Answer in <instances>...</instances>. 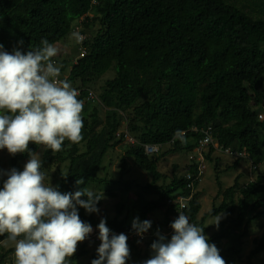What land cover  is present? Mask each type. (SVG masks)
<instances>
[{"label": "trees", "instance_id": "obj_1", "mask_svg": "<svg viewBox=\"0 0 264 264\" xmlns=\"http://www.w3.org/2000/svg\"><path fill=\"white\" fill-rule=\"evenodd\" d=\"M81 19L80 26L90 29L95 23L97 29L78 46L86 54L77 56L75 63L62 62L61 74L68 68L62 79L82 91L78 99L84 104L83 139L77 144L65 140L59 152L40 151L41 170L53 176L61 193L77 191L75 181L80 178L85 181L80 187L104 185L98 213L78 209L80 219L93 229L105 219L110 232L129 235L138 217L151 221L147 232L167 234L178 208L169 206L168 200L189 198L183 213L190 223L205 227L209 243L216 245L226 264H253L264 253V233L253 241L245 260L243 239L252 222L264 221L262 176L244 186L237 176L227 188L217 181L221 203L200 219L198 195L186 188L184 174L178 177L174 172L167 185L157 184L166 179L158 169L160 159L191 154L208 127L221 148L245 152L255 166L264 161V123L258 119L264 113V95L259 91L264 82V0H0V45L8 52H27L45 39L56 45ZM109 70L114 76L98 88L97 101H87V90ZM122 130L137 144L122 141ZM178 130L183 139L175 137ZM122 144L121 173L126 172V159H131L151 177L142 190L154 193L156 199L138 196L129 206L130 216H122L124 205L119 203L115 217L109 219L100 210L104 198H114L116 188L128 192L129 186L98 174L105 170L108 152ZM145 145L160 146L161 155H145ZM39 148L29 144L32 153ZM214 151L210 148L209 154ZM209 154L206 160L211 162ZM27 159V153L12 156L11 169L20 171ZM186 171L195 175L196 165L188 163ZM2 184L0 178V188ZM156 211H163L159 221L149 218ZM218 213L223 214L218 230L210 233L205 220ZM156 239L144 240L143 248L137 241H127L132 258L127 264L149 259ZM6 240L7 234L0 235V264H6L8 253L1 247ZM87 243L78 245L68 264H82L86 257V264H91L97 258L96 249L89 252Z\"/></svg>", "mask_w": 264, "mask_h": 264}, {"label": "clouds", "instance_id": "obj_2", "mask_svg": "<svg viewBox=\"0 0 264 264\" xmlns=\"http://www.w3.org/2000/svg\"><path fill=\"white\" fill-rule=\"evenodd\" d=\"M76 38L83 39L79 34ZM57 54L58 49L46 39L27 52H8L0 45V150L10 156H29L23 171L0 170V178H4L0 235L7 234L14 245L15 264H68L92 232L78 209L98 213L97 204L103 199L102 192L80 187L83 178L75 181L78 190L74 193H61L45 183L42 161L38 153L29 151V144H35L59 152L65 140L77 144L83 139L84 104L78 99V90L61 78L62 66L53 60ZM174 135L183 139L179 130ZM221 215H215L209 226L218 228ZM131 227L143 239L151 221L141 222L137 217ZM170 228V239L157 231V239L150 245L151 258L143 264H226L216 245L209 243L205 227L190 223L183 212ZM97 231L100 244L91 264H127L128 237L111 234L105 219L100 220Z\"/></svg>", "mask_w": 264, "mask_h": 264}, {"label": "rangeland", "instance_id": "obj_3", "mask_svg": "<svg viewBox=\"0 0 264 264\" xmlns=\"http://www.w3.org/2000/svg\"><path fill=\"white\" fill-rule=\"evenodd\" d=\"M75 24L72 25V30L63 40L54 45L58 49V54L53 58L55 63L62 66V62L66 63H75L77 60V56L79 53L78 46L79 43L76 38V31L74 30ZM97 29V24L94 25L90 29H86L81 26L82 35L85 39L89 38L92 33H94ZM81 33V32H80ZM68 68L64 73L61 74L62 77H67ZM114 76V72L109 70L103 78L98 82H96L95 87L92 88V91L97 95L99 91V87L103 84V82L107 79H111ZM259 91L264 95V82ZM92 106H96V104H92ZM264 118V113H261ZM100 118H104V111L99 113ZM125 145H121L111 151L108 152L105 161H104V171H101L98 175L99 177H107L112 181H118L120 184H124V186H129L128 192H123L120 188H116L113 190L114 198H104L103 206L101 207V212L107 216V218L111 219L115 217L116 210L115 206L120 203V205H124V210L122 216L129 215V206L132 201H134L138 196H143L144 199L148 201H153L156 199V195L152 192H143L142 188L150 183L151 177L145 171L136 167L131 159H126V172L121 173L120 170V160L124 155V147ZM45 148L40 145L39 150L36 152L41 159V152ZM163 148L161 151H164ZM41 151V152H40ZM162 153V152H161ZM158 154L159 155H161ZM214 155L218 158V167H215V162L205 163V172L195 187V193L198 195V201L201 205V210L198 215V219H200L204 214L210 212L212 207H218L221 203V195H218V185L217 181H219L222 185V188H227L234 183V180L237 176H239V184L246 185L251 181H255L258 176H262L264 178V161L257 166L255 171H251L250 164L248 160H241L237 163V168L232 167V164L235 163L233 157L223 155L220 151H215ZM188 154H176V155H168L160 159L158 163L159 171L166 176L165 180H162L157 185L160 187H164L167 185L171 179L172 174L175 172L176 176L181 177L185 171L186 167L189 163ZM12 156H10L6 150H0V170L8 171L11 169L10 160ZM27 160H24L20 164V171H23L24 165L27 163ZM187 164V165H186ZM186 165V166H185ZM232 168H228V167ZM217 169V170H216ZM6 178V177H5ZM2 180L4 178H1ZM51 183L54 187L53 176L51 174L46 173L45 175V183ZM104 185H94L90 184L88 189L93 190L95 192H102ZM100 190V191H99ZM103 193V192H102ZM163 211L155 212L149 216L150 219L154 221H159L162 219ZM223 215V214H222ZM221 215V216H222ZM214 223V218H208L205 220V226L210 228V233L218 230L215 226H209ZM219 227V226H218ZM264 233V221L262 219L256 220L252 222L247 228V236L243 239V259H246V255L253 249V241L259 239ZM1 247L5 252L8 253L6 258V264H15V255H14V245L8 240L1 243ZM139 247L143 248L144 245L139 243ZM97 245L88 244L87 249L89 252H93L97 249ZM2 253V251H0ZM152 255V253H151ZM151 258V257H150ZM129 260L132 258L130 256ZM88 258L82 262V264H86ZM239 264V263H238ZM242 264V263H240ZM253 264H264V253L258 255L253 259Z\"/></svg>", "mask_w": 264, "mask_h": 264}, {"label": "built area", "instance_id": "obj_4", "mask_svg": "<svg viewBox=\"0 0 264 264\" xmlns=\"http://www.w3.org/2000/svg\"><path fill=\"white\" fill-rule=\"evenodd\" d=\"M95 2H93L94 4ZM81 22L82 19L79 21V25L74 27V30L76 31L77 34H79L80 36L83 37L82 40H78V43L81 44L84 40L85 37L82 35L81 32ZM79 50V55L78 58H82L85 54H86V50L85 48L81 47L78 49ZM79 92V97H81L82 95V91L80 89H77ZM85 91V90H84ZM85 99L87 101H97V97L95 95V93L92 90H87V93L85 94ZM258 119L259 121H262L264 123V118L262 116V114L258 115ZM124 132L123 135V140L124 142H127L130 145H135L136 142L129 137V135L127 134L126 130H122ZM202 138L199 140L197 146L194 148L193 152L191 154H189L188 160H189V164H194L196 165V174L193 175L191 172L189 171H185L184 173V179L187 182L186 188L190 189V191H194L195 190V185L200 182L206 168H205V163H206V156L208 155L210 148H213L215 151H220L223 155L226 156H230L233 157L234 159H241V160H248L249 164H250V169L251 171H255L257 169V166H255L251 160L249 159L248 155L245 152L242 151H233L230 148H221L213 139L212 137V128L208 127L207 129L203 130L202 132ZM117 137H119V134H117ZM144 152L147 156H153V155H157L160 152V146L157 145H149V146H144ZM253 182V181H251ZM189 201V198H183V197H178L176 199H170L168 200V205H176L178 206L176 212H175V217L172 219V222L177 218V215L179 212H183V210L186 208L187 206V202ZM111 234H116L119 235L121 233H117L114 231L110 232ZM172 233L171 228L169 227V229L167 230V234L165 233H161V235H164L165 237L169 236ZM99 233L97 231V229H93L92 228V232L91 234L88 236V238L85 240L86 242L90 243V244H95L98 245L100 244V241L97 239ZM128 237V242H133V241H139L138 243H142L144 240L152 237V236H157V233L153 234L151 232H146L143 236V239H141L140 237H138L136 235L135 232L126 235Z\"/></svg>", "mask_w": 264, "mask_h": 264}, {"label": "crops", "instance_id": "obj_5", "mask_svg": "<svg viewBox=\"0 0 264 264\" xmlns=\"http://www.w3.org/2000/svg\"><path fill=\"white\" fill-rule=\"evenodd\" d=\"M215 152V151H214ZM209 154V153H208ZM208 156V155H207ZM209 156H210V160H211V162H213V160H215V159H218L215 155H214V153L213 154H209ZM208 161V160H207ZM236 161V160H235ZM234 161V162H235ZM209 162V161H208ZM218 162V161H217ZM217 162H215V164H217L218 165V163ZM187 165V164H186ZM185 165V166H186ZM238 166H236L235 168H237ZM230 187V186H229Z\"/></svg>", "mask_w": 264, "mask_h": 264}]
</instances>
